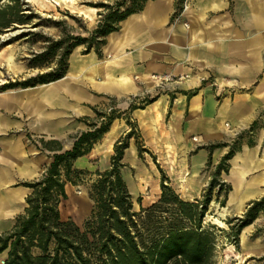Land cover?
<instances>
[{
    "label": "crops",
    "instance_id": "crops-1",
    "mask_svg": "<svg viewBox=\"0 0 264 264\" xmlns=\"http://www.w3.org/2000/svg\"><path fill=\"white\" fill-rule=\"evenodd\" d=\"M73 69L7 104L9 111L27 115V128L37 137L71 148V136L85 131L78 119L89 115V105L148 95L152 76L187 75L178 91L167 92L176 89L172 83L155 86L158 100L134 111L139 125L162 130L159 124L169 115L165 130L189 151L200 148L202 163L211 154L209 146L218 144L212 155L221 160L239 144L231 160L240 158L233 166L238 183L228 207L235 212L242 210L235 204L243 180H264V0H185L182 5L148 0L107 37L103 59L91 53ZM10 127L0 117V235L22 213L29 192L18 184L38 179L50 164V153L40 145L25 147L20 138L7 136ZM7 256H0V264Z\"/></svg>",
    "mask_w": 264,
    "mask_h": 264
},
{
    "label": "rangeland",
    "instance_id": "rangeland-1",
    "mask_svg": "<svg viewBox=\"0 0 264 264\" xmlns=\"http://www.w3.org/2000/svg\"><path fill=\"white\" fill-rule=\"evenodd\" d=\"M184 1L177 0L180 5ZM132 2L133 0H79V7L90 11L92 19H88L80 15L75 8L56 4L53 0L0 1V10L8 6L13 7L7 10L5 15H0V117L3 123L11 126L7 136L16 137V140L20 138L25 147L31 144L40 145L43 151L50 153L48 155L50 164L45 166L38 179L45 174L57 152L50 148L61 147L67 150L72 147L68 148L59 141H51L32 134L27 128V115L19 114L18 110L9 111L7 104L13 96L42 90L43 85L53 83L28 85L36 82L42 75L58 70L67 47L70 48V54L65 60L67 69L64 77L72 70L74 72L75 62H83L91 53H96L103 59L107 37L111 33L105 37L97 35L96 37L94 34L108 11L103 5L119 7L124 11L132 6ZM91 8L98 10L91 12ZM19 16H22L25 23L15 22L8 27L1 25ZM119 26L121 27V22ZM78 42L80 43L77 44ZM151 79L150 84L153 87L150 94L143 97L130 96L123 100L104 98L98 105H89L91 107L89 115H83L78 119L81 128L88 131L92 130L94 124L100 126L111 116L109 130L112 127L118 128L117 139L113 147L108 149L109 142L105 140L104 134L88 155L76 160L75 167L83 173L78 184L69 183L66 186L68 198L62 200L59 205L62 218L72 219L80 226L91 220L96 209L93 186L100 178L99 173L111 168L112 157L116 156L117 148L125 144L128 147L124 150L121 161L124 165L120 171L133 200L132 211L140 213L150 207L154 201L159 200L165 186L168 200L173 199L172 193H175L184 201L199 203L197 207L186 210L195 214L196 220L200 218L202 228L210 232L214 238L211 264H264V180L254 184L256 180L252 176L248 180L244 179L239 190L240 201L235 204L242 210L235 212L229 209L230 193L236 191L238 183L236 176L238 171L233 173L234 161L238 162L240 158L237 157L238 159H233L232 162L231 160L235 153L240 151L241 146L238 144L233 147L234 154L230 159L224 160L223 157L217 160V157L213 158L212 153L215 148L213 146L218 144L211 145L209 146L211 154L202 163L198 159L200 148L189 151L186 145L178 143L170 132L165 130L163 123H167L169 115L167 118L163 117L162 124H159L162 130L156 131L155 126L149 124L144 127L139 125L133 115L134 111L153 105L158 100L156 92L164 83L176 86V89L166 88L167 92H170L178 91L177 84L181 82L177 77L170 81H161L160 76ZM125 103L129 105L123 108ZM149 119H153V114L146 118L147 121ZM77 136H71L73 144ZM192 140L198 142L199 138L193 136ZM169 145L172 148L166 147ZM2 149L0 144V153ZM32 181L35 179L24 180L18 186L27 187L26 184ZM248 182L252 183V188L245 186ZM16 186L14 184V187ZM27 189L29 193L25 198L22 213L16 216L15 221L25 213L27 197L31 193V189L28 187ZM219 207L228 208L230 214L221 217L217 214ZM167 208L168 213L157 210L153 215L162 216L164 220L169 216L174 215L172 218H175L180 215L175 206L162 207L165 210ZM251 215H255L256 218L242 227V222L247 221ZM135 220L142 222L143 219L136 216ZM7 252L8 250L0 256Z\"/></svg>",
    "mask_w": 264,
    "mask_h": 264
},
{
    "label": "trees",
    "instance_id": "trees-1",
    "mask_svg": "<svg viewBox=\"0 0 264 264\" xmlns=\"http://www.w3.org/2000/svg\"><path fill=\"white\" fill-rule=\"evenodd\" d=\"M147 1L133 0L132 6L124 11L104 4L108 11L95 36L105 37L118 31L120 22L143 9ZM9 9L13 7L1 9L0 15ZM15 22L25 23L19 16L1 25L8 27ZM69 54L67 47L58 70L28 85L63 78ZM111 122L110 116L100 126L94 124L92 130L82 132L71 149L50 148L57 151L51 165L40 179L26 184L31 193L25 213L16 219L10 231L0 235V254L8 250L4 264H211L214 238L202 228L201 219L196 220L195 214L186 210L199 203L184 201L175 193L168 200L163 186L159 200L140 213L132 211L133 200L120 171L124 150L128 147L125 144L117 148L111 168L99 173L100 178L93 186L96 209L91 220L80 226L72 219L62 218L59 205L68 198L66 186L78 184L83 173L75 167L76 160L92 151L94 144L109 131ZM233 150L224 160L233 156ZM165 205L175 206L180 215L165 220L153 215L157 210L168 213L169 208L162 209ZM136 216L142 217V222H136ZM255 218L251 215L241 226H247Z\"/></svg>",
    "mask_w": 264,
    "mask_h": 264
},
{
    "label": "bare ground",
    "instance_id": "bare-ground-1",
    "mask_svg": "<svg viewBox=\"0 0 264 264\" xmlns=\"http://www.w3.org/2000/svg\"><path fill=\"white\" fill-rule=\"evenodd\" d=\"M56 4H61V5H68L72 8H75L77 10V12H79L80 15H83L85 18H88V19H92V16L90 14V11L89 10H86V9H82L79 7V0H53ZM81 5V4H80ZM91 12H96L98 9L97 8H91L90 9ZM94 18V17H93ZM117 130V127H112L108 132H106V138L105 140H107L109 142V145H108V149H111L113 147V142H112V139L114 137V134ZM1 135V134H0ZM0 143H1V137H0ZM103 146V145H102ZM166 147H169V148H172L170 145L169 146H166ZM102 150V149H101ZM169 151V150H168ZM97 152V151H96ZM171 154V153H170ZM174 162V161H173ZM190 176V175H189ZM144 179V177H143ZM184 182V181H183ZM202 182V181H201ZM183 184V183H182ZM143 186V185H142ZM82 194V193H81ZM82 196V195H81ZM76 201V200H75ZM152 201V200H150ZM155 202V201H154ZM85 206V205H83ZM217 208V207H216ZM78 211V210H76ZM79 212V211H78ZM217 214L220 215L221 217H227L229 214H230V210L226 207H219L217 209ZM78 215V214H77ZM79 216V215H78ZM77 216V217H78ZM82 217V216H81ZM210 217H212V215H210ZM78 219V218H77ZM80 221V220H79ZM244 237V236H243ZM244 252V251H243ZM246 253V252H245ZM244 256V255H243Z\"/></svg>",
    "mask_w": 264,
    "mask_h": 264
},
{
    "label": "built area",
    "instance_id": "built-area-1",
    "mask_svg": "<svg viewBox=\"0 0 264 264\" xmlns=\"http://www.w3.org/2000/svg\"><path fill=\"white\" fill-rule=\"evenodd\" d=\"M153 78H156L157 76H152ZM189 76H187V75H180V76H178L177 78H178V81H182V80H184V79H186V78H188ZM171 79H173V77L172 76H168V75H166V76H163V77H160V80L161 81H170ZM5 263V261H2V263L1 264H4Z\"/></svg>",
    "mask_w": 264,
    "mask_h": 264
}]
</instances>
